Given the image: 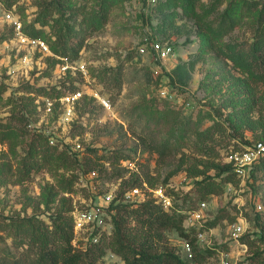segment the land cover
Listing matches in <instances>:
<instances>
[{"label": "rangeland", "instance_id": "obj_1", "mask_svg": "<svg viewBox=\"0 0 264 264\" xmlns=\"http://www.w3.org/2000/svg\"><path fill=\"white\" fill-rule=\"evenodd\" d=\"M158 1L128 0L114 8L105 28L92 36L82 51L76 63L78 69L67 71L62 70L63 65L54 63V55L44 54L37 47L18 42L10 21L5 17L7 10L0 1V83L5 82L8 86L6 94L0 99V121H8L13 109V105L8 103L9 97L21 99L23 93L19 87L26 82L52 86L64 80L75 81L81 87L82 96L71 108L61 102L56 104L51 101L49 110L48 98L39 97L35 103L37 108L29 111L30 128L43 130L55 143L66 144L79 158L87 159L91 156L89 148H98L99 154H109L114 150L130 153V159L121 164L123 169L129 171L127 177L134 172L143 174L149 170L158 181L155 188L161 187L164 177L176 165L177 156L171 155L166 160H160L156 153L143 150L139 134H142V125L146 119L139 118V115L154 99L159 108L174 109L192 120L211 112L214 119L205 118L202 128L213 124L216 119L225 121L226 129L217 134L220 142L218 146L237 141L243 148L252 147L258 142L264 143V96L258 109L252 112L253 119L261 120L262 126H258L255 132L246 127L236 132L231 123L233 117L229 114L251 101L247 95L243 99H235L239 96L236 90L245 84V75L215 50L203 49L205 41L198 32L197 24H202L206 29L216 21L217 13L210 12L203 15V19H180L179 31L164 33L156 11ZM215 1L201 0L197 13L204 14ZM228 1L224 2L220 10L226 8ZM258 1L264 3V0ZM36 2L19 0L11 10L20 18L23 26L35 17ZM254 34L255 27L249 22L243 23L225 36L222 43L248 45ZM155 41L169 43L173 53L164 60L157 58L152 47ZM142 45L147 47L146 53L139 52ZM196 58L198 61L195 68L190 70L186 65ZM178 65H182V70H175ZM80 66H84V71ZM116 67H123L121 87L114 82ZM161 85L176 93L178 100L168 102L160 97L158 89ZM84 96L93 97L95 101L85 106ZM99 98L109 100L110 108H105ZM229 101L233 105L221 110L222 115L215 111L222 103ZM90 109L93 111L87 112ZM170 123H173L172 119ZM192 138L191 134L188 135V144L182 149L187 153H193ZM26 140L19 138L16 155L7 146L0 144V163L9 161L17 165L24 154ZM135 148L136 152L133 151ZM219 159L224 162V152ZM104 168L103 173L87 174L74 169L73 172L79 175V181L73 193H65L58 188L60 178L68 177L72 170L57 168L54 164L35 173L33 180L27 183H15L12 178L0 176V222L25 215H36L50 222L53 214L61 208L68 209V203H72L73 209L69 210L72 216L76 209L100 207L105 218L103 231L110 233L113 228L112 206L118 203L116 198L121 179H110L112 166L108 162ZM167 188L182 195L192 188V180L182 171L170 179L166 191ZM54 193L56 195L52 196ZM149 196L154 197V193H149ZM67 197L68 202H64L63 198ZM120 200L123 202V199ZM176 201L182 204L181 196ZM204 201L208 204L201 210L199 221L190 217L191 214L187 220L195 221L198 228L216 216H220V221L217 226L205 230L204 238L197 240L198 250L203 257L192 260L191 264H222L223 258L231 264H252L250 256L255 251L261 252L264 257V239H259L257 222V215L264 212V181L237 175L235 181L225 183L222 193H212ZM197 203L193 205H197L196 210H200L201 202ZM240 222L245 225L246 231L236 237L233 234L234 226ZM90 232L76 231L74 228L73 245L85 249L90 244ZM245 234L256 241L254 247L247 245L245 248L240 245L241 237ZM0 235V248L6 244L12 245V237L7 231L0 228ZM168 235L177 252L187 259L182 248L184 240L176 232ZM97 264H124V261L109 250Z\"/></svg>", "mask_w": 264, "mask_h": 264}, {"label": "trees", "instance_id": "obj_2", "mask_svg": "<svg viewBox=\"0 0 264 264\" xmlns=\"http://www.w3.org/2000/svg\"><path fill=\"white\" fill-rule=\"evenodd\" d=\"M0 1L7 11H11L19 0ZM126 1L128 0H37L35 17L23 26V30L29 37L42 39L48 44L56 59L54 63L63 65L65 61L75 62L81 58L90 38L105 28L113 9ZM225 1L216 0L202 15L197 13L201 0H159L156 11L164 33L179 31L180 19H203V15L217 13L216 21L206 29L202 24H197L198 32L205 41L203 49L215 50L245 75V84L236 90L235 93L239 96L235 99L240 100L247 95L251 101L229 115L233 117L231 123L236 132L243 127L255 132L258 126H262L261 120L253 119L252 112L258 109L264 96V3L258 0H229L226 8L220 10ZM248 22L255 27L253 40L248 45L222 43L224 37L238 25ZM197 61V58L193 59L186 66L192 70ZM182 68V65H178L175 70ZM122 69L123 67H116L113 75L115 84L120 87ZM19 89L23 93L22 98L9 97L8 103L13 105L11 115L8 121H0V144L7 146L16 155L19 138H27L24 154L17 165L9 161L0 163V176L12 178L15 183H27L33 180L35 173L54 164L57 168L72 170L71 175L60 178L58 188L62 192L73 193L79 181V175L73 172L74 169H80L86 174L103 173L106 169L104 165L108 162L112 166L110 179H121V183L116 198L118 203L112 206L113 228L110 233L103 231L97 243H90L85 249L73 245L75 224L69 213L73 204L68 203V209H59L51 216L50 222L36 215L11 217L9 221L0 222V228L12 237V245L6 244L0 248V264H97L109 250L118 255L124 264H191L192 260L203 257L197 245L198 229L187 227L186 220L189 212L197 208L193 204L207 200L212 193H222L225 183L237 179L232 163L219 159L221 153L230 148H243L239 146V141L218 146L220 142L217 134L226 129L225 121L216 119L213 124L202 128L205 118L214 119L211 112L192 120L174 109L159 108L155 99L150 101L151 104L139 115V118L146 119L142 125V134H139L143 150L156 153L160 160H166L171 155L177 156L176 165L164 177L161 187L166 188L173 176L184 171L192 180V188L183 196L176 190L167 188L166 193L174 198L173 208L169 211L152 197L132 206L120 200L124 192L134 187L144 189V184L155 188L158 181L149 170L143 174L134 172L127 177L129 171L123 169L121 164L130 159V153L114 150L109 154H99L98 148H89L91 156L87 159L79 158L66 144L51 143L49 134L30 128L29 111L37 108L35 103L39 97L49 98L58 104L61 97L73 95L81 91V87L75 81L64 80L52 86L26 82ZM7 90L6 83L1 82L0 99ZM94 101L93 97L83 98L85 106H90ZM231 101L222 103L215 111L222 115L221 110L233 105ZM92 111L90 109L87 112ZM170 119L173 123H170ZM190 134L193 136V153L182 150L187 146ZM133 151L136 152L137 149ZM249 176L255 181H264V156L255 163ZM55 195L54 193L52 196ZM180 196L182 204L176 201ZM63 199L64 202L69 200L68 197ZM187 203L188 206L185 207ZM219 221L220 216H216L199 230L213 228ZM257 222L259 239L263 240L264 212L257 215ZM170 232H176L183 240L190 241L194 253L192 258L185 259L177 252L170 241ZM250 237L245 234L241 241L252 248L256 241ZM250 263L264 264L262 253L255 251L250 256Z\"/></svg>", "mask_w": 264, "mask_h": 264}, {"label": "built area", "instance_id": "obj_3", "mask_svg": "<svg viewBox=\"0 0 264 264\" xmlns=\"http://www.w3.org/2000/svg\"><path fill=\"white\" fill-rule=\"evenodd\" d=\"M5 17L10 21V24L12 25L14 29V34L16 39L20 44L28 45L31 47H37L40 52L44 54H51V52L48 44L43 41L42 39H34L29 37L23 30V25L18 16H16L13 11H7L5 13ZM153 50L157 55V58L164 60L168 58L173 53V48L169 43H162L160 41H155L152 44ZM147 47L145 45H142L139 47L140 53H146ZM77 61L75 62H68L65 61V63L62 66V70L67 71L68 69H78L77 68ZM82 71H84V66H80ZM158 72V71H156ZM160 97L167 99L169 101L175 102L177 101V94L174 93L172 90H170L167 86L161 85L158 89ZM82 96V91H79L73 95H66L61 97L60 102L67 106L69 109L71 108V105L75 103L80 97ZM100 103L104 105L105 108H110V102L107 99H101L99 98ZM52 100L48 98V109H51L52 106ZM51 143H54V141L51 139ZM264 156V143L258 142L257 144H254L252 147H244L240 149H229V151L224 152V162H230L232 163L237 175L239 177L245 178L246 176H249V173L255 163ZM145 188L140 187H134L128 189L123 194V202L128 203L132 206H137L138 204L144 202L145 200L151 198L149 196V193H154V198L157 203H159L165 210H171L173 208V197L166 193V189L164 187L159 188H151L147 184H144ZM148 192V193H147ZM110 199V198H109ZM111 200V199H110ZM207 202L203 201L201 202V209L200 210H192L189 212L191 214L190 217H192L195 221H199L198 218L201 216V210L207 207ZM259 207H261L259 205ZM189 217V218H190ZM73 219H74V228L76 231H91L90 235V243L94 244L97 243L100 239V234L105 228V218L101 214V208L100 207H92V208H85L84 210L76 209L73 211ZM195 221H189L186 220V225H192L193 227H196L197 229H200L196 226ZM204 225V224H203ZM201 225L200 227H202ZM206 230V229H205ZM205 230H198L197 238L201 239L205 236ZM246 231V227L243 223L235 224L233 234L236 237H239L242 233ZM88 239V238H86ZM242 247L247 248V244L240 243ZM182 248L184 252L186 253L188 258L193 257V247L188 240H184L182 243ZM222 264H231L229 260H226L223 258Z\"/></svg>", "mask_w": 264, "mask_h": 264}]
</instances>
